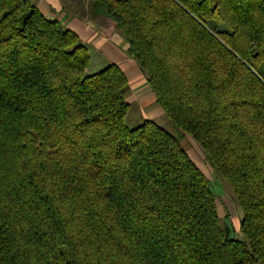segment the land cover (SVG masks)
<instances>
[{
  "label": "trees",
  "instance_id": "1",
  "mask_svg": "<svg viewBox=\"0 0 264 264\" xmlns=\"http://www.w3.org/2000/svg\"><path fill=\"white\" fill-rule=\"evenodd\" d=\"M169 123L129 129L127 79L31 0H0V264H264V0H90Z\"/></svg>",
  "mask_w": 264,
  "mask_h": 264
},
{
  "label": "crops",
  "instance_id": "2",
  "mask_svg": "<svg viewBox=\"0 0 264 264\" xmlns=\"http://www.w3.org/2000/svg\"><path fill=\"white\" fill-rule=\"evenodd\" d=\"M78 2L79 0H35L34 5L48 20L58 21L65 29L74 32L88 53L91 49L99 61L107 59L110 65H116L123 72L128 82L126 101L130 102L131 99L129 91L139 88L145 95L144 99L141 98L143 101L139 102L140 106L149 101L157 113L162 112L160 106L156 105V99L146 83L144 74L129 54L126 41L117 34L114 23L106 17L90 14V0H82V10L79 9L81 5ZM97 68L98 66L90 74L101 71L95 70ZM142 117L144 121L153 119L151 116Z\"/></svg>",
  "mask_w": 264,
  "mask_h": 264
},
{
  "label": "rangeland",
  "instance_id": "3",
  "mask_svg": "<svg viewBox=\"0 0 264 264\" xmlns=\"http://www.w3.org/2000/svg\"><path fill=\"white\" fill-rule=\"evenodd\" d=\"M34 1L35 0H33L32 2L33 4ZM78 4L81 5L79 6V9L82 10L84 4V3L82 4V0H79ZM116 32L118 35H120L118 31ZM89 57H90V63L87 69L89 73H93L92 70H94V68H96L97 66L98 68L95 70H103L104 68H106L108 65L111 64L110 61L107 59L106 60L100 59L99 61V58L95 56L94 52L91 49H90ZM142 94H143L142 90L139 88L136 89L135 91L134 90L129 91V95H131V99L130 102L127 101L128 104L130 105V110L125 118L126 126L129 129H133L144 122L145 119H143L142 117L143 115L151 116L153 118L152 119L153 123H155L159 127L169 132L171 135H173L178 140L181 148L186 152L188 157L194 162V164L199 168V170L204 174V176L208 180L209 187L216 200L217 211L222 225L228 227L231 230L232 232L231 235L234 238L242 239L239 230L242 214L225 181L220 176L217 175L216 171L211 167L205 155L198 147V145L190 137L177 131L169 123L168 119L166 118L163 112L157 113L156 109L153 108V106L150 104L149 101L144 102V104H141L140 106L139 102L143 101L141 100V98L143 99L145 98V95L143 94L142 96Z\"/></svg>",
  "mask_w": 264,
  "mask_h": 264
}]
</instances>
